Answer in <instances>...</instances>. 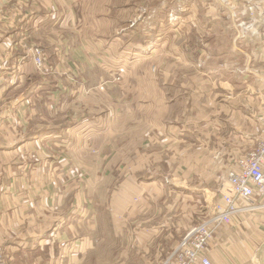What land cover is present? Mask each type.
Wrapping results in <instances>:
<instances>
[{
    "label": "crops",
    "instance_id": "0c3cea01",
    "mask_svg": "<svg viewBox=\"0 0 264 264\" xmlns=\"http://www.w3.org/2000/svg\"><path fill=\"white\" fill-rule=\"evenodd\" d=\"M235 1L243 6L246 0ZM249 2L257 16L250 25L255 35L242 42L249 51H241L240 28L233 33L238 45L232 47L236 61L240 59L245 68L235 67L231 75L217 77L179 72L188 63L177 56L175 46L174 59L170 53L152 57L157 74L142 75L151 81L146 86L151 87L149 94L167 108L152 104L150 109L142 100L145 89L127 81L122 83L126 88L117 92L122 93L116 101L120 105L100 107L98 116L83 118L82 112L88 111L72 106L71 119L63 121L57 117L60 107L48 101V83L58 77L26 62L21 42L32 37L28 32L45 36L61 18L68 21L64 28L75 27L70 23L77 13L74 0H0V250L9 264H154V260L161 264V250L174 249L196 223L213 215L214 195L226 184L228 173L238 169V159L256 147L257 123L264 114V0ZM110 33L97 38L112 42ZM69 48L68 63L80 65L78 74L81 69L86 78L85 63L91 64L90 58L78 50L85 57L83 64L72 53L74 46ZM241 53L245 59L239 57ZM63 56L61 62H54L57 72L66 63ZM213 86L217 90H210ZM74 89L71 85L75 97ZM129 100L136 104L129 105ZM150 112L152 121L145 122ZM92 137L93 143L88 141ZM130 154L138 161L149 159L150 168L144 171L151 177L147 183L137 182L144 207L134 208L133 217L146 227L137 224L130 239L135 243L127 252L120 248L126 232L114 227L111 215L99 222L96 212L101 206L96 201V211L87 205L88 218L70 213L82 201L89 204L84 200L89 185L81 186L73 177L66 182L72 169L66 171L65 165L70 162L86 172L90 184L93 177L119 176L121 192H107L129 199L132 192L125 189L134 182L129 176H142L126 171L124 164L134 168ZM150 188L155 189L152 195ZM201 199L210 208L207 214ZM166 202L175 218L163 217ZM248 205L215 229L206 251L213 264H264V193L256 192ZM162 241L170 245L162 247L158 244Z\"/></svg>",
    "mask_w": 264,
    "mask_h": 264
},
{
    "label": "rangeland",
    "instance_id": "374dc122",
    "mask_svg": "<svg viewBox=\"0 0 264 264\" xmlns=\"http://www.w3.org/2000/svg\"><path fill=\"white\" fill-rule=\"evenodd\" d=\"M237 2L239 1L237 0ZM235 3V0H74L73 8L76 9L77 13L73 20L70 19V23L74 24L75 27L64 28L65 25H68V21L61 18L56 27L48 28L45 36L39 34V31L28 32L32 37H27L21 42L22 58L26 62L31 61L37 71L47 72L49 75L54 73L58 77L57 80L53 78L54 83L52 79L48 83V101L49 103L54 102L53 106L60 107L59 109L63 113L60 111L57 117H61V120L64 119L63 121L67 118L70 120L74 110L89 112L93 109V113L82 112L81 118H83L99 113L100 107L120 105L121 102L116 103V101L122 93L118 94L117 92L123 90V87L126 88V85L123 86V84L127 81L130 85L133 84L139 88L142 87L143 90L145 89V92L141 94L142 100L149 104L150 109L152 104L165 109L167 106L161 105L160 98L154 100L153 94H149L151 87L146 86H150L151 81L142 78L145 73H158L157 64L152 62V57L155 54L170 53L174 59L172 53H174L176 46L177 56L185 57L188 63L178 71L188 74L228 76L233 73L232 70H235V67L245 68L240 59L236 61L234 56L232 47L238 43L233 39V33L240 28V34L237 35H241L239 38L241 51L248 52V47H245L242 42L244 40L246 43V38L255 35L250 25L254 24L253 18L257 16L253 15L254 6L249 0L242 1L243 6ZM249 5H251L250 9ZM71 28L77 31L74 32ZM106 31H111L109 37L112 38V42L105 44L97 38V34H103ZM24 33L26 31L22 28V34ZM69 45L74 46L71 49L75 56H79L76 52L80 50L90 58L91 64L83 62L85 57L83 59L79 56L83 64H86V78H84V72H81V69L78 74L77 67L80 65L72 66L68 63L70 59L65 52L71 51ZM37 49L39 50L41 65L35 63ZM62 56V63H66L61 68V72H57V69L56 71L53 69V65L54 62H61ZM261 56L263 58L262 53ZM239 57L245 59L243 53ZM167 71L168 64H166ZM71 85L75 88V97L70 93ZM210 90H217V87L213 86ZM166 100H168L167 97ZM128 104L135 105L136 101L129 100ZM72 106L75 107L74 110H72ZM160 114L164 115L165 113ZM151 121L150 112L149 116L145 117V122ZM257 124L258 145L263 136L264 114L260 116ZM130 133H135V131H130ZM94 138H89L88 141L93 143ZM90 146L91 148L94 147L91 143ZM136 157L138 156L130 154L134 168L129 167V164H124L128 173L142 175L136 178L129 176V179L134 180V182L128 183L125 189V192L127 190L126 193L132 192L129 199H123V195L126 194H122V196L118 194L121 192L119 187L121 178L119 176L113 175L99 179L93 177L91 179L93 184H90V177L86 172H80L79 168L73 167L70 162L65 165L66 171L72 169L71 177L65 176L66 182L72 181L71 178L73 177L75 181L81 182V186L82 184L89 185L87 193H85L86 197L84 195V200L90 201L89 204L82 201L81 207L76 210L71 209L70 213L88 218L87 205L92 204V209L96 211L93 208L96 201L101 206L96 212L99 222H104L108 215H111L114 227L119 230L123 228L126 232L125 242L120 241V248L127 252L130 246L135 243L130 239L133 230L139 224L135 221L136 217H133L134 208L144 207L142 206L144 195L136 191L137 182L146 181L147 183L149 182L148 178L151 177L144 171L150 168L149 159L142 162L141 160L138 161ZM114 163L116 164L115 167L120 166L118 165L119 162ZM138 165L139 167H137ZM99 180L102 181V184L94 185V182L98 185ZM107 184H109V188ZM96 189L97 192H95ZM107 189L110 191V195L113 191L118 193L112 197L108 194ZM153 189H148L149 195L153 194ZM202 198L204 199V197ZM203 199H201L203 212L207 214L210 212V208ZM208 200L210 201V199ZM139 202H142L141 206L137 205ZM196 205L200 204L196 203ZM211 206L213 212V205L211 204ZM162 208L165 219L175 218L167 202ZM126 213L128 216L125 215ZM140 220L141 218H139ZM125 223L126 226L122 225ZM139 225L138 228L140 229L146 227V225ZM158 244L162 247H168L170 242L162 241ZM151 248L154 250V246ZM173 251L172 248L161 250L163 256L160 258V263L168 264L166 261L169 264L174 263Z\"/></svg>",
    "mask_w": 264,
    "mask_h": 264
},
{
    "label": "built area",
    "instance_id": "2783aa9c",
    "mask_svg": "<svg viewBox=\"0 0 264 264\" xmlns=\"http://www.w3.org/2000/svg\"><path fill=\"white\" fill-rule=\"evenodd\" d=\"M35 63L41 65L38 49ZM262 133L258 145L238 159V169L228 173L226 184L214 195L213 215L194 225L177 242L173 264H213L206 251L217 226L228 223L236 212L250 208L248 204L256 192L264 193V124ZM241 202L247 205L241 207ZM0 264H9L1 250Z\"/></svg>",
    "mask_w": 264,
    "mask_h": 264
}]
</instances>
